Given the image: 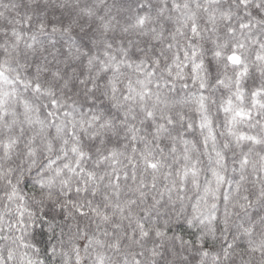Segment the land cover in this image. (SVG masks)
Returning <instances> with one entry per match:
<instances>
[{
    "label": "snow or ice",
    "instance_id": "6c2138e0",
    "mask_svg": "<svg viewBox=\"0 0 264 264\" xmlns=\"http://www.w3.org/2000/svg\"><path fill=\"white\" fill-rule=\"evenodd\" d=\"M0 264H264V0H0Z\"/></svg>",
    "mask_w": 264,
    "mask_h": 264
}]
</instances>
